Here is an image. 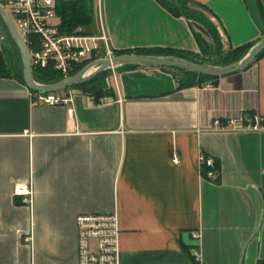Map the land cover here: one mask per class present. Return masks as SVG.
I'll use <instances>...</instances> for the list:
<instances>
[{"label":"crops","instance_id":"obj_1","mask_svg":"<svg viewBox=\"0 0 264 264\" xmlns=\"http://www.w3.org/2000/svg\"><path fill=\"white\" fill-rule=\"evenodd\" d=\"M184 1L228 49L264 38V0ZM57 5L88 34L101 26L112 51L199 54L194 21L157 0ZM107 76L103 96L71 87L58 106L0 77V264H78L77 216L104 214L118 218L120 264H264V55L210 87L177 89L159 68ZM238 118L259 128H231Z\"/></svg>","mask_w":264,"mask_h":264},{"label":"built area","instance_id":"obj_2","mask_svg":"<svg viewBox=\"0 0 264 264\" xmlns=\"http://www.w3.org/2000/svg\"><path fill=\"white\" fill-rule=\"evenodd\" d=\"M1 5L28 50L33 76L65 80L92 62L114 57L101 26L96 35L79 27L61 31L56 20V0H6ZM31 100L34 105L58 106L69 104L71 96L36 92L31 94ZM244 124L243 118L229 121L233 129L259 128L257 119L253 124ZM214 127L221 128V125L215 121ZM171 160L177 163L174 153ZM198 160L201 166H212L211 160L202 155ZM14 193L24 196V203H30V188L18 186ZM75 224L78 264H120L121 232L116 214L79 215Z\"/></svg>","mask_w":264,"mask_h":264},{"label":"trees","instance_id":"obj_3","mask_svg":"<svg viewBox=\"0 0 264 264\" xmlns=\"http://www.w3.org/2000/svg\"><path fill=\"white\" fill-rule=\"evenodd\" d=\"M162 6H164L170 13L175 16H184L187 19H191L194 21L193 27L195 28V38L199 48V54L194 55L190 53H182V52H175L170 50H133V51H124V52H115L113 51L114 56H119L123 54H135V55H152V56H171L177 57L180 59H184L188 62L196 63V64H206L212 66H225V64H232L241 60L252 47V45H244L237 48H229L228 51L222 55L221 51V44L219 43L220 38L215 31V28L207 21L203 14L202 6H195V9L188 7V2L184 0H157ZM64 5H57L56 8V15L60 17V30L63 32H69L72 29L76 28L79 24L77 21L80 19L78 15V9L73 8V12L67 15ZM73 14V15H72ZM12 42V41H11ZM217 54L221 55V61L223 63H208L205 62L204 59L207 57H214ZM264 55V51L257 57L258 60L260 57ZM255 60V61H256ZM254 61V62H255ZM253 62V63H254ZM224 64V65H223ZM123 69H135L138 67H120ZM161 70L168 71L172 73L173 77L177 83V89L182 88H189V87H202L204 85H214L215 82L218 80L214 78H207L204 76H199L195 74L186 73L179 70L174 69H166V68H159ZM110 70H107L98 76L94 77L93 79L89 80L88 82L74 86V88H80L85 92L91 93L95 95L97 98L103 96L104 92V79L108 75ZM0 77H13L18 81L23 82L22 78V70L19 73L9 67L8 64H5L1 54H0ZM34 80L37 83L43 84H54L61 81L59 77H52V78H45V76H37L34 75ZM31 94H35L36 92L30 91Z\"/></svg>","mask_w":264,"mask_h":264},{"label":"water","instance_id":"obj_4","mask_svg":"<svg viewBox=\"0 0 264 264\" xmlns=\"http://www.w3.org/2000/svg\"><path fill=\"white\" fill-rule=\"evenodd\" d=\"M0 17L6 27L10 39L17 48L22 62V78L25 86L34 92L55 93L67 88L88 82L99 74L120 67L166 68L183 71L207 78H221L247 69L264 51V38L254 44L239 61L225 66L196 64L171 56H152L123 54L111 59L97 60L83 68L79 73L54 84H38L30 69L29 54L26 46L17 34L7 12L0 4ZM93 70V72H90Z\"/></svg>","mask_w":264,"mask_h":264},{"label":"rangeland","instance_id":"obj_5","mask_svg":"<svg viewBox=\"0 0 264 264\" xmlns=\"http://www.w3.org/2000/svg\"><path fill=\"white\" fill-rule=\"evenodd\" d=\"M170 1L174 2L176 0H170ZM187 5L189 8L195 9V6H193L192 4L188 3ZM11 41L12 40L10 39L9 34L6 30V27H5L3 21L0 17V54H1L5 64H8L9 67L13 68L16 71V73H19L22 70L21 58H20V55H19L17 48L15 47L13 42H11ZM219 43L222 46L220 53L221 54L223 53L222 55H224V53L226 51H228L229 49L227 47H225L221 41H219ZM221 60L222 59H221L220 54H217V56H214V57H207L204 59L205 62H208L210 64H212V63H223V61H221ZM225 65H228V64H225ZM107 77L108 76H106L105 78L107 79ZM55 94L61 95V94H63V91L55 92Z\"/></svg>","mask_w":264,"mask_h":264},{"label":"bare ground","instance_id":"obj_6","mask_svg":"<svg viewBox=\"0 0 264 264\" xmlns=\"http://www.w3.org/2000/svg\"><path fill=\"white\" fill-rule=\"evenodd\" d=\"M90 72H93V70H91Z\"/></svg>","mask_w":264,"mask_h":264}]
</instances>
